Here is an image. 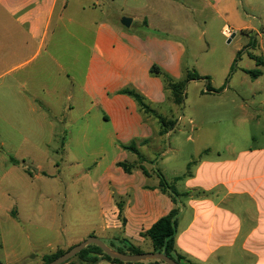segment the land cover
Segmentation results:
<instances>
[{
  "label": "crops",
  "instance_id": "obj_1",
  "mask_svg": "<svg viewBox=\"0 0 264 264\" xmlns=\"http://www.w3.org/2000/svg\"><path fill=\"white\" fill-rule=\"evenodd\" d=\"M71 2L81 11L92 10L95 5L94 0H0V105L4 106L0 113L7 121L8 134L13 136L11 141L17 133L27 149L43 152L46 158L55 137H60L56 142L62 153L79 149L105 152L102 158L92 159L96 170L85 172L93 187L101 186L96 194L101 222L65 244L58 236L49 242V230L58 232L55 195L63 200V188L56 187V179L46 174L42 163H35L29 171L19 161H0V264H42V256L67 250L89 236L108 243L113 250L114 243L121 245L119 239L141 249L140 245L149 240L142 234L174 207L170 196L159 189L157 177L151 178L139 168L127 173L119 163L138 161L124 160L125 153L132 152L124 147L136 145L140 154L141 148L145 150L155 137L168 135L176 123L161 134L159 119L143 114L135 100L121 91L134 90L156 115L169 119L160 110L169 100V92L150 69L155 65L181 79L186 45L176 43L167 33L164 36L150 30L126 35L105 18L89 15L76 22L87 21L92 28H76L79 37L72 36L86 48L85 68L79 71L80 49L62 47L65 22H73L64 15ZM144 24L152 31L159 29L145 20ZM261 59L264 61V50ZM94 136L103 139L97 141V148L88 147ZM60 147L52 150L57 152ZM258 151L264 153V148ZM109 152L119 155L108 157ZM83 160L79 155L68 162L80 164ZM48 162L58 167L53 160ZM187 173L185 190L201 188L203 192L185 193L188 199L180 215L181 231L175 236L176 252L192 264H229L223 250L233 248L242 231L241 249L251 252V238L264 232V191L257 195L264 189V160L201 159ZM115 195L125 199L121 210L112 202ZM251 200L255 213L251 212ZM106 215L109 220H105ZM253 242L256 248H264V240ZM149 252H153L152 245L143 251ZM255 254V264H264L260 253ZM97 264L122 263L102 260Z\"/></svg>",
  "mask_w": 264,
  "mask_h": 264
},
{
  "label": "rangeland",
  "instance_id": "obj_2",
  "mask_svg": "<svg viewBox=\"0 0 264 264\" xmlns=\"http://www.w3.org/2000/svg\"><path fill=\"white\" fill-rule=\"evenodd\" d=\"M94 2L92 10L81 11L76 3L71 2L64 11L65 19L71 17L73 22H65L62 47L80 49L79 71L85 68L86 48L80 46L75 39L79 37L76 28L84 26L92 28L93 25L86 24L87 21L85 24H78L76 21L91 15L90 17L105 18L109 25L126 35L146 33L150 30L149 32L156 34L165 36L167 33L173 36L176 43L185 44L188 49L183 57L184 76L187 73H196L202 77L187 82L180 105L174 104L170 98L165 102L160 110L176 125L168 135L152 139L150 145L145 150L141 148L139 154L144 160L145 171L151 178L158 179L159 173L167 184L177 191L178 196L170 198L174 201L173 208L178 210L177 231L180 233L182 227L180 215L188 199L185 193L196 195L203 192L201 188L185 190V179L190 167L195 166L201 159L244 161L256 157L264 160V153L258 151L259 148H264V66H256L251 58V54L262 57L264 50V0H94ZM122 18L132 19L130 27L126 28L121 24ZM144 20L157 25L159 29H154L155 31L148 29ZM225 25L234 33L232 38L222 34ZM89 37L90 34H87L88 43ZM255 69L261 71L260 77L252 78L246 73ZM0 107L4 109L3 105ZM18 116L17 114V118ZM6 123L0 113V161L6 163L19 161L29 171L35 163H42L46 174L56 179V187L63 188V200L55 195L59 205L56 222L58 232L53 233L54 228L53 231L49 230L48 241H54L58 236L65 244L83 235L89 228L98 227L101 221L97 213L96 194L101 191V186L93 187L85 172L89 171L91 174L96 170L92 165V159L102 158L105 152L97 149L90 152L78 148V152L66 150L62 153L56 142L60 137H55L46 152L48 156L46 158L43 152L27 149V146L23 145V138L17 133L11 141L13 136L8 134ZM102 139L100 136L91 137L88 147L97 148L99 146L97 141ZM133 146L137 148L136 145ZM58 147L60 148L57 152L52 150ZM205 151L207 152L204 153ZM132 152H126L124 160L139 158ZM79 155L84 159L80 164L68 162ZM118 155L119 153H107L108 157ZM51 160L57 163L58 167L48 162ZM52 171L56 175H51ZM78 172L81 178H78ZM48 189L50 192L51 187ZM262 191L264 189L258 190L257 195ZM122 201L123 199L117 195L112 199L119 210ZM255 209V202L251 200V212L255 213ZM108 217L106 215L105 220H109ZM50 222L49 217L48 228H51ZM244 237L245 232L242 231L235 239L233 248L223 250L226 253L224 258L229 264H255L257 261L255 253H260L261 260H264V248H256L253 242L264 240V232H257L251 238V252L241 249ZM140 247L144 252L149 251L150 240ZM113 248L120 247L114 243ZM76 262L75 258L72 259V263Z\"/></svg>",
  "mask_w": 264,
  "mask_h": 264
},
{
  "label": "trees",
  "instance_id": "obj_3",
  "mask_svg": "<svg viewBox=\"0 0 264 264\" xmlns=\"http://www.w3.org/2000/svg\"><path fill=\"white\" fill-rule=\"evenodd\" d=\"M251 58L255 61L256 66H264V61H262L261 57L251 54ZM150 73L154 76H157L161 79L164 88L169 92V98L174 104L180 105L183 102L184 89L188 81L201 79L199 75L196 73H187L186 76L179 80H174L169 74L161 70L158 66L153 65L150 69ZM252 78H256L261 74L259 69H255L253 71H246ZM210 90V89H208ZM121 92L130 95L135 102L137 103L139 110L145 115H154L156 116L161 125L162 130L161 134L171 129L174 125V122L170 119H165L162 116L156 115V113L150 109L147 105L144 97L134 90L124 89ZM127 150L133 151L135 154L139 156V152L133 145H129L124 147ZM205 151L204 153H206ZM142 159L138 158L136 163H119V166H122L127 173H130L132 169L139 168L144 173H146L145 168L142 165ZM158 179V187L163 193H167L171 196H178L177 191L167 184L166 180L161 174H157ZM177 179V178H176ZM179 179V178H178ZM174 202V201H173ZM177 215L178 210L173 208L167 215L159 218L147 231H145L142 235L147 237L152 245L153 252H163L166 256L173 259L179 264H192L189 262H185L181 255H179L175 250V236L177 232ZM120 248H115V251L124 254H138L143 253V251L136 245L132 244L127 239H119ZM70 249V248H69ZM68 250V249H67ZM63 249H57L53 253L46 254L42 256V264H47L58 256L62 255L65 251ZM77 260V264H97L102 260H106L113 263H122V264H132L128 262H121L117 259H112L108 257L106 254L102 252L100 248L95 245H88L83 248L79 253H77L74 257L67 260L66 264H73L72 259ZM139 263V262H136ZM149 264H164L161 261H148Z\"/></svg>",
  "mask_w": 264,
  "mask_h": 264
},
{
  "label": "water",
  "instance_id": "obj_4",
  "mask_svg": "<svg viewBox=\"0 0 264 264\" xmlns=\"http://www.w3.org/2000/svg\"><path fill=\"white\" fill-rule=\"evenodd\" d=\"M131 18H122L121 24L128 28L131 24ZM95 245L102 250L104 254L112 259H117L121 262H128V263H135L141 261H161L164 264H179L173 259L166 256L163 252H149V253H138V254H124L118 251L113 250L109 246H107L103 241L99 238L94 236H89L82 242L72 246L70 249L65 251L62 255L58 256L57 258L53 259L47 264H62L65 263L67 260L74 257L77 253H79L83 248L88 245Z\"/></svg>",
  "mask_w": 264,
  "mask_h": 264
},
{
  "label": "built area",
  "instance_id": "obj_5",
  "mask_svg": "<svg viewBox=\"0 0 264 264\" xmlns=\"http://www.w3.org/2000/svg\"><path fill=\"white\" fill-rule=\"evenodd\" d=\"M231 32V29L226 25L222 28V34L226 37H230L232 34Z\"/></svg>",
  "mask_w": 264,
  "mask_h": 264
}]
</instances>
